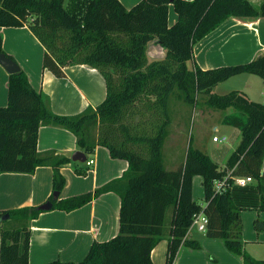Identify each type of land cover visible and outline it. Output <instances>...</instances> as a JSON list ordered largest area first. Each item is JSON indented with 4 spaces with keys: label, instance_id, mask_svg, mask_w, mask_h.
Instances as JSON below:
<instances>
[{
    "label": "trees",
    "instance_id": "trees-1",
    "mask_svg": "<svg viewBox=\"0 0 264 264\" xmlns=\"http://www.w3.org/2000/svg\"><path fill=\"white\" fill-rule=\"evenodd\" d=\"M170 4L176 19L168 25ZM229 17H264V0L258 7L249 0H139L128 9L119 0H1L0 27L27 26L44 47V67L61 77L65 66L89 65L104 78L106 94L77 114H56L22 69L8 73L7 102L0 106V173H32L36 166L48 165L53 168L52 192L61 191L59 167L70 159L53 150L37 151L41 125L70 131L86 154L103 146L112 158L127 162L120 177L93 192L51 198L52 209L70 211L112 191L120 207L113 237L93 241L80 261L48 264H152L151 250L164 236L165 264H172L181 246L199 247L186 236L192 215L199 211L207 218L206 237L221 239L242 264H264L244 250L234 186L220 193L213 189L214 180L227 172L251 176L257 182V210L264 211V102L236 89L212 91L217 83L244 72L264 83V52L244 63L207 69L193 58L194 44ZM150 41L164 49L161 58L147 59ZM1 43L0 35V53L14 60ZM173 100L201 110L230 109L220 121L238 129L239 138L223 167L191 139L178 168L165 167L163 144ZM196 175L202 177L203 204L192 196ZM41 211L22 207L0 212V217L8 214L16 220L13 228L0 226V264H28L29 222ZM254 227L260 230L259 220Z\"/></svg>",
    "mask_w": 264,
    "mask_h": 264
},
{
    "label": "crops",
    "instance_id": "crops-1",
    "mask_svg": "<svg viewBox=\"0 0 264 264\" xmlns=\"http://www.w3.org/2000/svg\"><path fill=\"white\" fill-rule=\"evenodd\" d=\"M119 1L128 9L139 0ZM249 1L256 7L261 2ZM172 10L170 4L168 25L176 19V13L174 10L172 13ZM0 35L2 50L25 72L30 85L48 97L54 113L77 114L88 106H96L105 98L104 78L95 68L86 64L68 65L63 67L64 75L58 77L44 67V47L27 26L0 27ZM147 51H150L152 58L164 54V49L155 41L147 44ZM261 52H264V17L244 20L229 17L193 46L194 63L201 69L244 63ZM243 76L244 90L240 91L248 98L253 93L262 97L263 80L257 81L251 74ZM7 80L8 72L0 65V106L7 102ZM36 149L38 152L53 150L70 159V162L59 167L64 185L56 197L58 199L93 192L106 182L120 177L127 167L126 160L112 158L103 146H96L93 152L84 153L77 147L74 134L59 126L41 125ZM77 150L82 151L86 159L93 158L94 163L87 166L84 162L72 161L70 157ZM52 175L53 168L48 165L36 166L32 173H0V212L38 207L51 201ZM256 183L254 179L245 186L233 185L232 196L235 204L241 207L244 250L253 258L264 259V249L260 247L264 246V211L257 210ZM194 191L203 200L202 177L199 175L192 179V196L196 200ZM119 207V196L108 191L70 211L52 207L42 210L29 222L28 264L80 261L93 241H105L117 233ZM255 219L259 220L260 230L254 227ZM189 239L196 240L199 247L189 244L181 246L172 264H242V258L228 251L219 238H209L204 232L191 231ZM167 243L164 236L151 250L152 264H165Z\"/></svg>",
    "mask_w": 264,
    "mask_h": 264
},
{
    "label": "rangeland",
    "instance_id": "rangeland-1",
    "mask_svg": "<svg viewBox=\"0 0 264 264\" xmlns=\"http://www.w3.org/2000/svg\"><path fill=\"white\" fill-rule=\"evenodd\" d=\"M150 54V51H147L146 55L148 60L162 57L152 58ZM189 65H191V62ZM243 75L250 74L240 73L233 75L214 85L212 91L222 94L233 89L244 90L243 80L245 76ZM251 75L257 81L262 80L255 74ZM261 88L262 91H260L264 93V86ZM256 91L259 92L258 87H256ZM252 95H250V99L264 102L263 94L262 97L254 93ZM170 107L173 110L172 122L168 126L169 133L163 144V161L165 167L168 169L178 168L190 139L192 140L193 146L207 153L213 160H217L219 165H224L239 138L238 130L235 127L222 124L220 121L223 113L229 112L230 109H226L225 111L201 110L198 106L188 107L180 100H173ZM213 136H217L221 141L213 142ZM194 194L197 202H203V200L197 197L196 191H194ZM15 224L16 220L14 217L0 219V226L3 228H13ZM192 231L201 233L199 231L196 232L195 229H192ZM260 247L264 249V246Z\"/></svg>",
    "mask_w": 264,
    "mask_h": 264
},
{
    "label": "built area",
    "instance_id": "built-area-1",
    "mask_svg": "<svg viewBox=\"0 0 264 264\" xmlns=\"http://www.w3.org/2000/svg\"><path fill=\"white\" fill-rule=\"evenodd\" d=\"M212 141H221V139H219L217 136H213ZM84 163L87 166H91L94 163V160L93 158H88L85 159ZM253 181L254 179L251 176L230 175L229 172H227L221 178L214 180L213 189L215 192L220 193L228 186H233V185L245 186ZM206 223H207V218L201 211L194 213L192 215L190 225L188 226L186 236H188L191 233L192 229H195L196 231L199 232H204L206 229Z\"/></svg>",
    "mask_w": 264,
    "mask_h": 264
},
{
    "label": "water",
    "instance_id": "water-1",
    "mask_svg": "<svg viewBox=\"0 0 264 264\" xmlns=\"http://www.w3.org/2000/svg\"><path fill=\"white\" fill-rule=\"evenodd\" d=\"M171 1V0H170ZM0 65L8 72V73H14L19 71V66L18 64L10 59L8 56H6L4 53H0ZM71 160L72 161H80L84 162L86 157L84 153L80 150L74 151L71 155ZM58 196V192H53L52 197L55 199ZM52 207V201H46L45 203H42L39 205L37 208L40 210H48ZM8 217V214H4L0 217V219H5Z\"/></svg>",
    "mask_w": 264,
    "mask_h": 264
}]
</instances>
